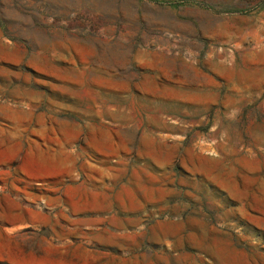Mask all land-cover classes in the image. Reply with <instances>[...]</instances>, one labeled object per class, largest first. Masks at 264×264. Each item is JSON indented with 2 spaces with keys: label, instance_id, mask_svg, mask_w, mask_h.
Returning a JSON list of instances; mask_svg holds the SVG:
<instances>
[{
  "label": "rangeland",
  "instance_id": "1",
  "mask_svg": "<svg viewBox=\"0 0 264 264\" xmlns=\"http://www.w3.org/2000/svg\"><path fill=\"white\" fill-rule=\"evenodd\" d=\"M0 264H264V0H0Z\"/></svg>",
  "mask_w": 264,
  "mask_h": 264
}]
</instances>
